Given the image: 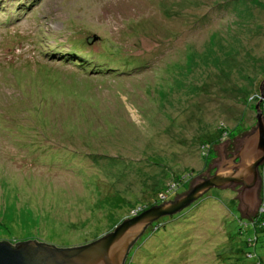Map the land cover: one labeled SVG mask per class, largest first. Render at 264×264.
<instances>
[{
  "label": "rangeland",
  "instance_id": "374dc122",
  "mask_svg": "<svg viewBox=\"0 0 264 264\" xmlns=\"http://www.w3.org/2000/svg\"><path fill=\"white\" fill-rule=\"evenodd\" d=\"M263 86L264 0H0V241L85 246L174 202ZM237 195L159 218L126 264H255Z\"/></svg>",
  "mask_w": 264,
  "mask_h": 264
},
{
  "label": "water",
  "instance_id": "95a60500",
  "mask_svg": "<svg viewBox=\"0 0 264 264\" xmlns=\"http://www.w3.org/2000/svg\"><path fill=\"white\" fill-rule=\"evenodd\" d=\"M93 39L95 37L91 43L96 42ZM256 110L258 122L250 131L236 136L235 152H228L230 156H225L230 140L215 146L218 157L212 159L204 173L193 179L189 191L177 195L174 202L129 218L112 233L85 246L57 248L34 240L15 245L0 241V264H126L132 246L149 225L190 207L212 188L234 191L239 188V195L235 197L240 202L237 210L243 218L254 216L261 203L259 168L264 165V119L260 103ZM212 169L216 172L210 176Z\"/></svg>",
  "mask_w": 264,
  "mask_h": 264
},
{
  "label": "trees",
  "instance_id": "16d2710c",
  "mask_svg": "<svg viewBox=\"0 0 264 264\" xmlns=\"http://www.w3.org/2000/svg\"><path fill=\"white\" fill-rule=\"evenodd\" d=\"M186 79H187V77H186ZM186 79H183L181 81V84H186V82H187ZM189 80H190V78H189ZM190 86H191L190 92H193V89H192L193 83L190 84ZM260 98H261L260 110H261V114H262L261 116L264 119V89L262 91V94L260 95ZM229 135L232 136V137L234 136V134L232 132H229ZM136 210H138V209H136ZM241 218L242 219H247V218H243V215H242ZM239 221H240L239 222V224H240L239 234L243 235L244 231L245 232L248 231L249 234L250 233L251 234H250V236H248V238L246 240L242 241L241 246L238 249H236V253L241 254V253H243V251H245V249L247 247H252L253 250H247L246 253L244 252L245 255H246V258L252 260L251 263L254 262L255 264H264V258L261 257V256H258L259 254L256 251V248H257L256 244H257V242L259 240L258 235L260 233H264V205H262L261 208L259 209V214L257 215V217L254 219L253 222H250L248 219H247V224H244V222H241L242 220H239ZM259 230L262 231V232H258ZM135 244H136V242L134 243V245ZM262 250H264V247L262 248ZM255 259H256V262L254 261ZM127 261H128V256H127L126 262Z\"/></svg>",
  "mask_w": 264,
  "mask_h": 264
},
{
  "label": "bare ground",
  "instance_id": "6f19581e",
  "mask_svg": "<svg viewBox=\"0 0 264 264\" xmlns=\"http://www.w3.org/2000/svg\"><path fill=\"white\" fill-rule=\"evenodd\" d=\"M30 1H35V0H30ZM60 1V0H59ZM59 4V3H58ZM25 5H27L25 2L22 4V6L21 7H23V6H25ZM31 4L29 3V6H28V9H31L30 6ZM63 7V6H62ZM67 10V9H66ZM69 10V9H68ZM67 10V11H68ZM29 13V12H28ZM68 13V12H67ZM11 26V25H10ZM56 42H57V40H56ZM77 42V41H76ZM79 42V41H78ZM61 43V42H60ZM63 43V42H62ZM83 43V42H82ZM88 43V42H87ZM91 43V42H90ZM71 48V47H70ZM73 48H75L74 47V45H73ZM93 48V47H92ZM76 49V48H75ZM89 49V48H88ZM39 54V53H38ZM56 85H58V84H56ZM55 85V86H56ZM61 87H62V85H61ZM63 88V87H62ZM64 94V93H63ZM64 95H66V94H64ZM80 122V121H79ZM76 126V125H75ZM81 127V126H80ZM80 131H81V129H80ZM36 162V161H35ZM40 162H42V161H40ZM44 162V161H43ZM38 164V163H37ZM54 167V166H53ZM188 177V176H187ZM194 178V177H193ZM187 192V191H186ZM99 238V237H98ZM49 245V244H48Z\"/></svg>",
  "mask_w": 264,
  "mask_h": 264
},
{
  "label": "flooded vegetation",
  "instance_id": "af4514ba",
  "mask_svg": "<svg viewBox=\"0 0 264 264\" xmlns=\"http://www.w3.org/2000/svg\"><path fill=\"white\" fill-rule=\"evenodd\" d=\"M224 155H225V154H224ZM225 156H230V155L227 153V155H225ZM214 171L216 172V169H214ZM214 174H215V173H214ZM235 190L238 191L239 188H236ZM34 241H36V240H34Z\"/></svg>",
  "mask_w": 264,
  "mask_h": 264
},
{
  "label": "clouds",
  "instance_id": "9594fccd",
  "mask_svg": "<svg viewBox=\"0 0 264 264\" xmlns=\"http://www.w3.org/2000/svg\"><path fill=\"white\" fill-rule=\"evenodd\" d=\"M93 38V37H92ZM89 40V39H88ZM92 41V40H91Z\"/></svg>",
  "mask_w": 264,
  "mask_h": 264
}]
</instances>
